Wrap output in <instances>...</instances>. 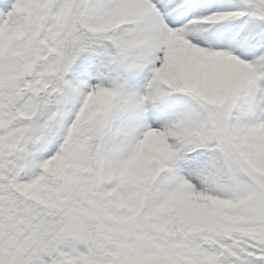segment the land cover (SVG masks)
I'll return each mask as SVG.
<instances>
[{"label":"snow or ice","instance_id":"6c2138e0","mask_svg":"<svg viewBox=\"0 0 264 264\" xmlns=\"http://www.w3.org/2000/svg\"><path fill=\"white\" fill-rule=\"evenodd\" d=\"M0 264H264V0H0Z\"/></svg>","mask_w":264,"mask_h":264}]
</instances>
